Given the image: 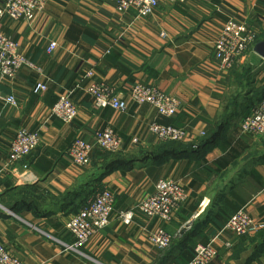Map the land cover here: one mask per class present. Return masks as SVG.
I'll return each instance as SVG.
<instances>
[{"label": "crops", "instance_id": "crops-1", "mask_svg": "<svg viewBox=\"0 0 264 264\" xmlns=\"http://www.w3.org/2000/svg\"><path fill=\"white\" fill-rule=\"evenodd\" d=\"M229 20L263 40L264 0H160L146 17L117 13L115 0H46L29 22L0 14V33L34 66L13 79L0 77V246L23 264H187L197 245L216 251L209 264H264V137L239 128L264 98V59L251 49L228 71L220 68L213 43ZM89 70L94 82L126 102L123 112L94 107L85 92ZM38 83L46 90L35 94ZM138 84L174 96L177 114L162 117L131 102ZM69 92L77 115L64 123L50 110ZM10 96L16 106L5 102ZM151 122L185 128L187 138L158 141L148 132ZM105 128L122 149L96 150L89 166L73 165L70 144L76 138L92 143ZM20 129L37 131L40 143L7 168ZM160 179L179 183L187 194L170 221L135 212L123 223L119 216L153 194ZM101 189L114 196L108 226L78 252L68 250L73 238L66 221ZM29 200L36 206H25ZM243 208L259 229L238 237L225 224ZM156 229L172 235L167 248L148 241Z\"/></svg>", "mask_w": 264, "mask_h": 264}, {"label": "built area", "instance_id": "built-area-1", "mask_svg": "<svg viewBox=\"0 0 264 264\" xmlns=\"http://www.w3.org/2000/svg\"><path fill=\"white\" fill-rule=\"evenodd\" d=\"M160 0H115L117 13L123 14L133 10L137 17L151 15L158 7ZM171 4H183L187 0H165ZM46 0H2L0 14L7 15L12 20L32 21L39 13ZM257 34L245 23L235 20L227 21L219 31L213 43V54L220 68L228 71L234 63L252 49L257 42ZM54 48L50 44L47 48L51 52ZM34 69V66L20 53L18 45L6 35L0 33V77L13 79L22 68ZM93 72L89 70L85 74L88 84L85 92L93 99L96 109L111 108L123 112L126 109V102L119 98L114 91L103 84L92 80ZM46 90L45 84L38 83L33 88L37 94ZM71 93L61 95L50 110L51 116L60 119L64 123H70L77 115V107L70 98ZM131 102L136 104H148L155 109L162 117H174L179 109L178 100L171 95L160 92L152 86L135 85L129 94ZM5 102L16 106L14 97H6ZM242 133L264 137V98L255 103L246 117L239 125ZM148 132L158 141L181 142L187 138L185 128L173 125H162L151 122L148 125ZM199 133V136H203ZM40 143V135L37 131L20 129L16 132L10 143L6 167L10 168L23 161L33 149ZM121 139L111 128L96 131L92 143H87L76 138L66 151L71 163L77 167H87L91 163L94 151L117 153L122 149ZM24 170L28 169L23 164ZM187 194L179 183L160 179L154 185V192L146 199L138 203L134 211L121 214L122 222L128 224L135 212L144 214L149 218H156L163 222L171 219L173 211L185 203ZM114 196L108 190L96 191L86 205L81 207L65 223V229L73 238L72 244L67 246L68 250L78 252L98 231L108 226L113 212ZM226 231L235 236H244L258 231L256 224L243 208L231 215L225 224ZM148 241L157 249L167 248L173 241L172 235L163 229H156L148 236ZM193 257L188 264H209L215 257L216 251L211 245H197L193 249ZM0 264H23L15 258L5 247L0 246Z\"/></svg>", "mask_w": 264, "mask_h": 264}, {"label": "water", "instance_id": "water-1", "mask_svg": "<svg viewBox=\"0 0 264 264\" xmlns=\"http://www.w3.org/2000/svg\"><path fill=\"white\" fill-rule=\"evenodd\" d=\"M252 51L254 54L258 55L262 59H264V39L257 42L253 48Z\"/></svg>", "mask_w": 264, "mask_h": 264}, {"label": "trees", "instance_id": "trees-1", "mask_svg": "<svg viewBox=\"0 0 264 264\" xmlns=\"http://www.w3.org/2000/svg\"><path fill=\"white\" fill-rule=\"evenodd\" d=\"M257 42H258V40H256ZM104 153H108V152H104ZM109 154H111V153H109ZM24 205L25 206H36V204H35V202L33 201H31V200H29V201H24ZM79 210V207H78V209L76 208V210H75V213L77 212ZM190 262V261H189ZM188 262V263H189ZM187 263V264H188Z\"/></svg>", "mask_w": 264, "mask_h": 264}, {"label": "rangeland", "instance_id": "rangeland-1", "mask_svg": "<svg viewBox=\"0 0 264 264\" xmlns=\"http://www.w3.org/2000/svg\"><path fill=\"white\" fill-rule=\"evenodd\" d=\"M263 141H264V139H263ZM263 146H264V142H263Z\"/></svg>", "mask_w": 264, "mask_h": 264}]
</instances>
